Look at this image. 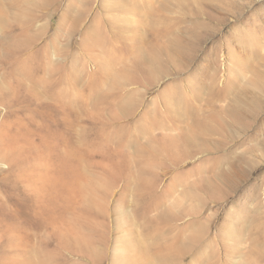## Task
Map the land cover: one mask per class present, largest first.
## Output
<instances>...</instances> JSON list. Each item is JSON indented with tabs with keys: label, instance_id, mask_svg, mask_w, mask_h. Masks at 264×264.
Here are the masks:
<instances>
[{
	"label": "rangeland",
	"instance_id": "obj_1",
	"mask_svg": "<svg viewBox=\"0 0 264 264\" xmlns=\"http://www.w3.org/2000/svg\"><path fill=\"white\" fill-rule=\"evenodd\" d=\"M5 140L0 264H264V0H0Z\"/></svg>",
	"mask_w": 264,
	"mask_h": 264
},
{
	"label": "bare ground",
	"instance_id": "obj_2",
	"mask_svg": "<svg viewBox=\"0 0 264 264\" xmlns=\"http://www.w3.org/2000/svg\"><path fill=\"white\" fill-rule=\"evenodd\" d=\"M24 10V9H23ZM17 142L14 140H5V142L0 144V167L7 164V160L13 159L16 152Z\"/></svg>",
	"mask_w": 264,
	"mask_h": 264
}]
</instances>
